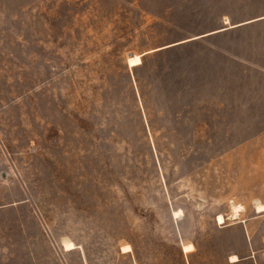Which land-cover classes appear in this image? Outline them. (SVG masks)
<instances>
[{
	"label": "rangeland",
	"instance_id": "374dc122",
	"mask_svg": "<svg viewBox=\"0 0 264 264\" xmlns=\"http://www.w3.org/2000/svg\"><path fill=\"white\" fill-rule=\"evenodd\" d=\"M0 264H264V0H0Z\"/></svg>",
	"mask_w": 264,
	"mask_h": 264
},
{
	"label": "bare ground",
	"instance_id": "6f19581e",
	"mask_svg": "<svg viewBox=\"0 0 264 264\" xmlns=\"http://www.w3.org/2000/svg\"><path fill=\"white\" fill-rule=\"evenodd\" d=\"M131 57H133V56H130V57H128V59L129 58H131ZM260 209L262 208L261 206H258ZM258 208V209H259ZM178 212H180V211H178ZM177 211L175 212V213H178ZM217 220H218V222L219 223H222L223 221H224V217L221 215V214H219L218 216H217ZM126 246V245H125ZM70 247H72V243H67L66 244V248H70ZM192 244L191 243H189L184 249L185 250H191L192 249ZM128 250V249H127Z\"/></svg>",
	"mask_w": 264,
	"mask_h": 264
},
{
	"label": "water",
	"instance_id": "95a60500",
	"mask_svg": "<svg viewBox=\"0 0 264 264\" xmlns=\"http://www.w3.org/2000/svg\"><path fill=\"white\" fill-rule=\"evenodd\" d=\"M132 56L131 54L129 55V57Z\"/></svg>",
	"mask_w": 264,
	"mask_h": 264
}]
</instances>
